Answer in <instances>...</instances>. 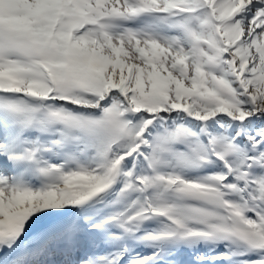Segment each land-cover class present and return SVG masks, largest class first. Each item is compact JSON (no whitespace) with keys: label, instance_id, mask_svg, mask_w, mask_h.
<instances>
[{"label":"snow or ice","instance_id":"snow-or-ice-1","mask_svg":"<svg viewBox=\"0 0 264 264\" xmlns=\"http://www.w3.org/2000/svg\"><path fill=\"white\" fill-rule=\"evenodd\" d=\"M0 264H264V0H0Z\"/></svg>","mask_w":264,"mask_h":264}]
</instances>
